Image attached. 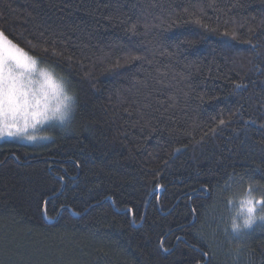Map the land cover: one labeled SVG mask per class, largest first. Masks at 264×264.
<instances>
[{
	"label": "trees",
	"instance_id": "trees-1",
	"mask_svg": "<svg viewBox=\"0 0 264 264\" xmlns=\"http://www.w3.org/2000/svg\"><path fill=\"white\" fill-rule=\"evenodd\" d=\"M0 29L75 97L0 142V264H264V221L232 229L264 199V0H0Z\"/></svg>",
	"mask_w": 264,
	"mask_h": 264
},
{
	"label": "snow or ice",
	"instance_id": "snow-or-ice-1",
	"mask_svg": "<svg viewBox=\"0 0 264 264\" xmlns=\"http://www.w3.org/2000/svg\"><path fill=\"white\" fill-rule=\"evenodd\" d=\"M129 30L135 32L136 25L132 24ZM232 35L235 38L234 32ZM6 40L5 32L0 29V136L4 134L5 130L17 127L18 118L23 120V125L18 128L19 132L25 131L28 127H34L36 123L53 118L62 123L67 122L73 111L74 98L65 92L63 85L55 83L47 71H41L40 75L44 77V84L52 90L55 105L51 104L49 93L45 90L44 84L41 85L40 94L33 92V99L29 100L28 91L25 89L32 82L30 74L36 69V60L23 54V49L10 40H7L6 46L4 43ZM236 87L241 88L244 85L237 84ZM9 120L13 123L9 124ZM219 124L224 125L225 121L221 119ZM8 135H14V133L9 131ZM27 139L35 140L36 137L30 135ZM249 191H251V186H249ZM258 203L264 205V199ZM247 204L248 215L243 224L236 222L232 224L233 231L238 235H246L243 230L251 228L257 219L264 221V215L259 217L255 215L254 201L249 199ZM164 251L167 252L168 249L165 248Z\"/></svg>",
	"mask_w": 264,
	"mask_h": 264
},
{
	"label": "rangeland",
	"instance_id": "rangeland-1",
	"mask_svg": "<svg viewBox=\"0 0 264 264\" xmlns=\"http://www.w3.org/2000/svg\"><path fill=\"white\" fill-rule=\"evenodd\" d=\"M7 40H9V39H7ZM7 40L4 41L6 46H7ZM23 54H27L29 57L36 60V69L34 72H32L30 74V79L32 82L30 85H27L26 89H25L26 91H28V99L29 100L33 99V92L37 93L38 95L40 94L41 85L44 84V77L40 75L41 71H47L50 74V76L52 77V80L57 84L63 85L65 92L68 95H71L75 99L74 94L67 87L63 78L58 77L50 66L42 63L38 58L30 55L25 50H23ZM44 88L46 91H48L49 99L51 101V104L54 106L55 105V99H53V93H52L51 88L46 84H44ZM73 109H74V105H73ZM29 111H31V109H29ZM72 113H73V111H72ZM72 113H71V115H72ZM11 123H13V121L9 120V124H11ZM59 123H62V122H60L58 119L53 118V119H50L47 121H42L40 123H36L34 127H28L25 131L19 132L18 128L23 125V120L18 118L17 127H12V128L5 130L4 134L2 136H0V142L6 141V140H12V141L28 143V144L29 143L30 144L41 143L42 141H44L48 137H50L49 129L52 128L54 125L59 124ZM9 131L14 133V135H8ZM30 135L35 136L36 139L35 140L27 139V137ZM249 199H252L254 201L255 208H256L255 215L258 216L257 215V213H258V210H257L258 201H256L253 197L247 196V197L243 198L240 202H237L235 204V208H236L237 214H238L236 221L239 224H243V221L247 218V215H248V213H247V208H248L247 201ZM10 245H9V240H4V239L0 238V250L1 249H10ZM36 247L38 248V246H36ZM18 256H22V255L18 254ZM45 260L47 262H50L49 258H47V257H45ZM0 262L5 263L4 261H1V260H0Z\"/></svg>",
	"mask_w": 264,
	"mask_h": 264
},
{
	"label": "water",
	"instance_id": "water-1",
	"mask_svg": "<svg viewBox=\"0 0 264 264\" xmlns=\"http://www.w3.org/2000/svg\"><path fill=\"white\" fill-rule=\"evenodd\" d=\"M13 157L16 158V156H15L14 154H13ZM63 187H64V185H63ZM63 187H62V189H63ZM161 191H162V188H159V189H157L156 191H154V192L152 193V195H154V194L157 193V192L160 193ZM152 195L150 196V198H149V200H148L147 206L149 205V202H150V200H151ZM105 200H111V198L108 197V198L105 199ZM147 206H146V207H147ZM66 208H67V207H66ZM129 210L131 211L132 209H126V210H124V211H122V212H127V211H129ZM74 215H75V214H74ZM144 216H145V214H144ZM144 216H143V219H142L141 224H142L143 221H144ZM57 218H58V217H57ZM57 218H56L54 221H56ZM131 219H132V223L134 224L133 215H132ZM54 221H52V222H54Z\"/></svg>",
	"mask_w": 264,
	"mask_h": 264
},
{
	"label": "clouds",
	"instance_id": "clouds-1",
	"mask_svg": "<svg viewBox=\"0 0 264 264\" xmlns=\"http://www.w3.org/2000/svg\"><path fill=\"white\" fill-rule=\"evenodd\" d=\"M20 132H23V131H20Z\"/></svg>",
	"mask_w": 264,
	"mask_h": 264
}]
</instances>
